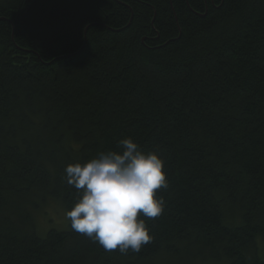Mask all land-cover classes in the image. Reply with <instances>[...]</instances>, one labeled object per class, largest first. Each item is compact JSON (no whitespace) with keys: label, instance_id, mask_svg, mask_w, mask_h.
Listing matches in <instances>:
<instances>
[{"label":"trees","instance_id":"obj_1","mask_svg":"<svg viewBox=\"0 0 264 264\" xmlns=\"http://www.w3.org/2000/svg\"><path fill=\"white\" fill-rule=\"evenodd\" d=\"M126 137L165 161L152 240L40 225ZM0 264H264V0H0Z\"/></svg>","mask_w":264,"mask_h":264},{"label":"clouds","instance_id":"obj_2","mask_svg":"<svg viewBox=\"0 0 264 264\" xmlns=\"http://www.w3.org/2000/svg\"><path fill=\"white\" fill-rule=\"evenodd\" d=\"M67 183L77 190L71 228L98 242L106 251L139 252L152 240L145 219L159 217L168 187L165 161L157 151H144L131 137L117 150L100 152L84 163L68 164Z\"/></svg>","mask_w":264,"mask_h":264},{"label":"rangeland","instance_id":"obj_3","mask_svg":"<svg viewBox=\"0 0 264 264\" xmlns=\"http://www.w3.org/2000/svg\"><path fill=\"white\" fill-rule=\"evenodd\" d=\"M44 212H46V214L43 215L44 218L42 215L38 218L40 225H47V222L50 220V218V221H53L52 227L55 225L54 228H57L56 226H61V223L67 222L66 213L56 204H50L44 209ZM67 226L68 224L64 228H66Z\"/></svg>","mask_w":264,"mask_h":264}]
</instances>
